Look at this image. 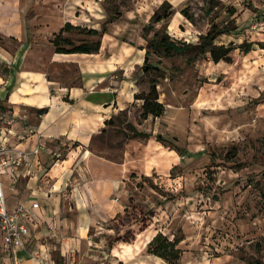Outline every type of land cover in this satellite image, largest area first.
<instances>
[{
  "label": "rangeland",
  "instance_id": "obj_1",
  "mask_svg": "<svg viewBox=\"0 0 264 264\" xmlns=\"http://www.w3.org/2000/svg\"><path fill=\"white\" fill-rule=\"evenodd\" d=\"M164 1L174 14L155 28L193 44L218 28L213 45L231 43L234 50L230 63H213L197 50L151 54L149 64L160 73L142 72L143 53L129 62L141 60L128 74L134 94H145L150 79L157 80L163 114L142 119L141 101L121 98L125 110L97 139L103 175L123 182L119 201L113 200L123 211L99 236L103 262L169 264L147 253L161 234L176 242V264H264V0H0V57L7 58L0 72L20 64L58 74L67 85L80 69L65 58L51 65L50 43L65 22L104 29L100 47L106 35L110 44L115 38L136 49L146 45L142 29ZM62 36L74 45L96 40L79 30ZM244 41L253 46L239 57ZM113 75L122 78L121 71ZM50 255L60 264L56 252Z\"/></svg>",
  "mask_w": 264,
  "mask_h": 264
},
{
  "label": "crops",
  "instance_id": "obj_2",
  "mask_svg": "<svg viewBox=\"0 0 264 264\" xmlns=\"http://www.w3.org/2000/svg\"><path fill=\"white\" fill-rule=\"evenodd\" d=\"M112 40L110 44L105 35L97 54L53 53L51 65L65 58L66 65L80 69L67 85L59 83L58 74L20 64L18 69L6 64L0 72V115L16 118L13 132L23 127L33 132L24 148L40 146L29 167L13 177V189L9 188L11 178H2L7 210L18 205L27 209L23 222L29 235L26 250L13 251L2 246L0 235V264H37L28 253L41 251L49 264H55L52 252L60 264H105L99 236L109 232L107 221L123 211L116 196L123 182L103 175L106 160L97 153L96 142L106 122L125 110L128 103L120 99L133 97L134 79L128 74L130 66L138 68L141 60L129 62L144 55L128 43ZM108 44L114 48H107ZM1 57L0 66L7 59ZM115 71H121V79L114 80ZM8 136L14 143V137ZM93 156L98 158L94 166L90 164ZM35 202L39 206L32 209ZM44 237L48 239L42 243Z\"/></svg>",
  "mask_w": 264,
  "mask_h": 264
},
{
  "label": "trees",
  "instance_id": "obj_3",
  "mask_svg": "<svg viewBox=\"0 0 264 264\" xmlns=\"http://www.w3.org/2000/svg\"><path fill=\"white\" fill-rule=\"evenodd\" d=\"M181 13L186 16L183 12ZM173 11L170 4L166 1L161 3L158 8L152 14L149 23L143 27V39L146 42L144 47L138 49L144 51L143 63L141 70L143 73L149 71H156L160 73L159 68L149 64V56L152 54L156 57L170 58L173 56H182L190 50H197L196 54L208 55L213 63L223 61L230 63L229 54L234 50L233 45L230 43L228 46L224 45H213L215 37L221 34V30L218 28L210 29L205 36L199 38L200 43H186L174 40L171 36L162 28H155V25H160L167 21L172 15ZM73 30H79L85 33L89 37H95L96 40L93 42H81L80 44L74 45L69 39L62 36L63 33H69ZM151 32V37L147 39V33ZM106 33L104 29L100 31L95 29H85L79 26H73L69 22H65L60 28L57 34L53 36L50 41L55 54H97L100 48L99 39ZM251 42L244 41L237 48L239 50V57L246 56L252 48ZM161 75H158V78ZM157 80L151 78L148 91L145 94H134L133 99L141 101L140 105V117L146 119L149 116L153 118H159L163 114V105L158 102V92L156 89ZM43 112V110H42ZM112 123V119L106 122V125ZM133 135L146 137L145 133L133 131ZM175 241H168L165 236L157 234L147 245V253L155 257H158L169 264H176L179 258V250L175 248Z\"/></svg>",
  "mask_w": 264,
  "mask_h": 264
},
{
  "label": "built area",
  "instance_id": "obj_4",
  "mask_svg": "<svg viewBox=\"0 0 264 264\" xmlns=\"http://www.w3.org/2000/svg\"><path fill=\"white\" fill-rule=\"evenodd\" d=\"M15 123L16 118L13 115H0V235L2 246L9 251L26 250L29 230L23 219L27 216V209L18 205L11 211L7 210L2 178L4 175H8L11 178L9 188L13 189L15 184L13 177L21 170L28 168L31 160L40 151L39 145L30 149L22 146L33 132L26 127H23L21 132H13L11 129ZM8 135L14 137V143H11ZM38 206L39 204L35 202L31 208L37 209ZM28 257L34 259L37 264H49L46 254H43L42 251L36 254L28 253Z\"/></svg>",
  "mask_w": 264,
  "mask_h": 264
}]
</instances>
